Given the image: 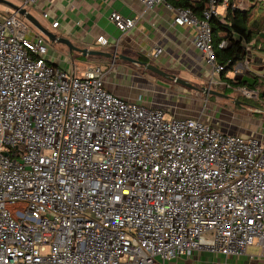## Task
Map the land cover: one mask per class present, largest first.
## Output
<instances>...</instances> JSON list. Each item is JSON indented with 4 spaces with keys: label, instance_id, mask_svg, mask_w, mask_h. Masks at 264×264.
<instances>
[{
    "label": "built area",
    "instance_id": "1",
    "mask_svg": "<svg viewBox=\"0 0 264 264\" xmlns=\"http://www.w3.org/2000/svg\"><path fill=\"white\" fill-rule=\"evenodd\" d=\"M250 1L264 6L210 0L199 17L168 4L176 24L195 28L211 84L225 65L209 20L220 6ZM110 19L124 33L138 20L117 11ZM48 41L18 13L0 16V264H167L201 249L239 255L255 244L264 255L258 137L200 118L168 119L164 109L115 95L100 65L77 74L51 64ZM249 50L236 74L249 68Z\"/></svg>",
    "mask_w": 264,
    "mask_h": 264
},
{
    "label": "crops",
    "instance_id": "2",
    "mask_svg": "<svg viewBox=\"0 0 264 264\" xmlns=\"http://www.w3.org/2000/svg\"><path fill=\"white\" fill-rule=\"evenodd\" d=\"M8 1L17 5L23 3V0ZM250 3L253 2L250 1L239 8L245 11L252 10L253 16L255 8L258 6L261 8L262 5ZM34 9L37 14L46 19V22H43L33 10L30 12L37 16L46 28L70 40L76 47L118 53L153 63L165 72L185 79L199 88L209 87L230 95V98L186 87L133 61L121 59L120 56L116 58L115 56L84 55L81 51L70 49L63 43L49 39L48 60L51 64L68 70H72L75 66L77 74L83 73L88 66L100 65L106 70V86L115 95L129 100H141L147 106L164 109L166 115L170 110L175 113L178 109L175 118H200L224 132L256 136L264 143V116L261 115V118L255 120L253 128H241L242 132L231 129L230 126L234 124L229 118L221 120L225 108L219 101L230 99L244 108H249L251 105L234 99L238 87H229L222 73L214 76V80L219 82L211 84V71L201 51L194 44L195 28L190 25L176 24V10L168 6L167 2L147 8L139 0H40ZM44 11L49 13L47 17L43 16ZM113 11L129 19L137 18L135 27L127 33L121 32L110 19ZM12 12L14 10L0 3V16ZM260 16V14L254 15V17ZM55 20L59 21L57 27L52 26ZM100 35L108 37L110 44H100L97 40ZM253 44H256V39L250 43L252 46ZM156 47H162L163 52L158 57H153L151 53ZM114 59L116 62L113 65ZM248 60L249 68L246 71L236 74L232 70L225 74V77L237 80L258 76L264 79V74L260 73L264 57H248ZM216 98L217 100L212 101ZM253 107L259 108L256 105ZM226 116L236 118L235 114L231 117L230 112ZM262 252V248L256 244L239 255H225L201 249L190 256L173 259L167 264H264Z\"/></svg>",
    "mask_w": 264,
    "mask_h": 264
},
{
    "label": "trees",
    "instance_id": "3",
    "mask_svg": "<svg viewBox=\"0 0 264 264\" xmlns=\"http://www.w3.org/2000/svg\"><path fill=\"white\" fill-rule=\"evenodd\" d=\"M166 1L172 7L191 9L199 17H204V10L209 5L210 0ZM252 17V10L245 11L239 7L236 9L228 7L223 15L219 14L214 16L209 22L212 28L218 63L225 65V70L222 71V75L227 85L231 88L246 87L250 90L260 91L262 87L264 88V79L258 76L251 78L243 77L237 80L225 77V74L233 70L236 63L246 58L243 52L247 45L256 39V35L260 37L264 33L262 31L264 16ZM262 40L264 41L263 38ZM222 41H227V45L220 47ZM261 96L264 97V91L261 93Z\"/></svg>",
    "mask_w": 264,
    "mask_h": 264
},
{
    "label": "rangeland",
    "instance_id": "4",
    "mask_svg": "<svg viewBox=\"0 0 264 264\" xmlns=\"http://www.w3.org/2000/svg\"><path fill=\"white\" fill-rule=\"evenodd\" d=\"M262 7H263V9L260 8L259 6L256 7L254 10V15L260 14L261 15L260 17L264 16V6H262ZM32 10H33V12H35L36 15H38V17L41 18V20L43 22H46L45 18H43L39 14H37V11L34 9V7L32 8ZM224 12H225V10L220 6L219 7L220 15H223ZM254 15H253V17H254ZM262 31H264V24H263ZM263 35H264V33L262 35H260V37H258V35H256L255 38H256L257 42L255 45L253 44V46H252L249 44L248 47H250V50H249L248 57H264V41L262 40V38L264 39ZM114 60L115 61L112 63L113 65L116 62V59H114ZM105 64H107V63H105ZM95 65H97V64H95ZM95 65H91V66H95ZM260 71H261L260 73L264 74V63H263V68ZM263 91H264L263 87L260 89V91H256V92L251 91V90H243V89L238 90L237 89L235 96H234L235 97L234 99H239L243 102L249 103L251 105V106H249V108L248 107L244 108V107H242V105H237L235 103V101H231L230 99L229 100L223 99L222 101H219L220 105L225 108V111L222 113L221 120H228V118H229V120H231V123L234 124V126H235V127L234 126H230V127H231V129H234L233 131H235V132H242L240 130L241 128H246V129L253 128L255 125V122H256L255 120L257 118H261L262 116H264V97L261 96V93ZM172 94H174V93H172ZM215 100H217V98L212 100V101H215ZM253 105H256V107H259V108L255 109L253 107ZM229 112H230L231 117H232V115L234 116V114H235L236 118L232 119L230 117H227L226 115H228ZM177 113H178V109L175 110V113L173 110H170L169 112H167V118L170 119V118H172V116L174 117ZM239 134H242V133H239Z\"/></svg>",
    "mask_w": 264,
    "mask_h": 264
},
{
    "label": "water",
    "instance_id": "5",
    "mask_svg": "<svg viewBox=\"0 0 264 264\" xmlns=\"http://www.w3.org/2000/svg\"><path fill=\"white\" fill-rule=\"evenodd\" d=\"M0 3L7 5L12 10H14V12H17L19 15H21L23 18H25L28 22L32 23L38 30H40L42 33H44L46 36H48V38L51 41L63 43L65 45H67L70 49H75V50L83 52L84 55H102V56H109V57L115 56L116 58H118L117 56H120L121 59L133 61V62L141 65L142 67H145L146 69H148L152 72H155L159 75H162L168 79H172L178 83L185 85L186 87H189V88H192L195 90H199V91L205 92L207 94L216 95V96L225 97V98H230V95H227L226 93L220 92L218 90H215V89H212L209 87L199 88L198 86L190 83L189 81H187L185 79H182L180 77H177L176 75L169 74V73L165 72L164 70H162L161 68H159L158 66H156L153 63L143 62V61H140L138 59L127 57L125 55H119L118 53L114 54V53H109V52H104V51L90 50L88 48L76 47L75 45H73L71 43L70 40L66 39L65 37L58 36L56 33L52 32L48 28H46V26L41 22V20L37 16H35L32 12L28 11V9H26L22 5H17V4L12 3L8 0H0Z\"/></svg>",
    "mask_w": 264,
    "mask_h": 264
}]
</instances>
